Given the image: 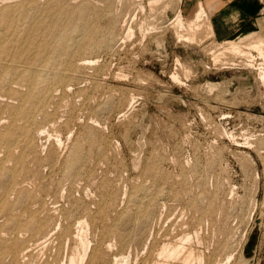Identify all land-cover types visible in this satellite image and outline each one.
<instances>
[{"label": "rangeland", "instance_id": "rangeland-1", "mask_svg": "<svg viewBox=\"0 0 264 264\" xmlns=\"http://www.w3.org/2000/svg\"><path fill=\"white\" fill-rule=\"evenodd\" d=\"M3 1L4 0L0 1V3L2 2L0 7L3 6L4 3L6 4L9 0L4 2ZM35 1L36 0L30 2L32 6L35 5L41 7L42 4L43 6L45 4L46 6L51 5L54 10L51 8L49 9L53 10L54 12L56 11V9L58 10V6H61L59 8L61 10L64 7H85L84 4H86V8H90V13L93 14V16H91V14H89L88 12L87 18L89 17V19L87 22H91L89 24L90 26H94L95 30L98 31V29H100L98 33H101L97 34L96 31V33L92 37V40L90 39L91 41H93V44L91 41V43L86 42L85 38L87 37H85L86 34H83L85 32L81 31L82 28H73V30L68 33V38H66V36L61 38L64 40H62L63 42L60 40L63 44H61L59 41V44L62 46H59L61 47V49L59 47H56V50H58V52L54 65L56 64L55 67L58 65V70H56L54 65H50L51 67L48 66L49 68H44L41 74L38 75L36 73L40 77L43 76V78H40L41 83L38 81L40 85L37 84L36 87H38L36 89L39 90L44 86L45 89L49 88L48 90L46 89V94L48 93L49 95V92H52L53 94H50L51 96L49 95L46 97V100L48 97L50 98H48V102L46 101L47 104H45V110L47 111L48 116L46 115L44 117L43 114L41 115L37 113L38 115L36 114L37 116H35V118L38 117V121H35H37V123L39 124L32 120V126H43L42 123H49L47 126L44 125V127L45 129L47 127L48 131L50 132H48L47 129L44 131L41 136L43 140L40 136L35 135L36 138L34 137V142L31 143L30 147L26 148V152L27 150L28 152L27 154L25 152L27 159L24 164V168L25 166L27 167L24 170L23 168H21L22 171H20L21 169H19L20 172L18 171L19 175L17 174V180H19V184L21 183L20 181L24 180L21 183L22 185L24 184V182L27 183L29 181H33L34 177L36 176L33 182L28 183V187L34 190L39 189V192L38 190H36V192H38V194H42L39 195L42 196L41 198L44 202V205L43 202L39 203H41V206H44L45 208L43 210L42 207L41 212L43 213V211H47H45L46 213L44 212L43 215L48 214L50 210V214H48L47 217H49L51 222H53L54 224L58 226L60 224L59 229H61V227L62 229L65 228V225H70L74 230L78 225H81L79 221L86 222L91 218L89 222L90 224L86 222L88 225H90V228L85 223L86 233L88 232L87 229H89L90 231L87 233L89 240L91 239L89 250H91L94 245L97 246L98 241L101 245L105 244V247H107L106 245L110 244V246H112H109L110 248L108 249V247L105 248L104 246L98 244L99 248L100 246L101 249L103 247L105 248V251L103 250L104 248L102 249L105 264H108L109 261V264H115V261L113 263V260H115L114 256L116 255L117 258H121V256L123 257L124 254V257H127L130 260H128L129 264H155V261L159 259L161 262H165V264H194V261L195 264H216L217 262H220V260L224 261L223 264H264V82L259 78L257 69L246 67L244 65L245 58L237 57L231 54H218L215 46H218L219 43H224L228 40H218L214 32H211L210 28H207L208 21H206V23L203 25V27L207 25L205 28L200 27V29L197 30L196 37L195 39H193L195 41L191 40V42L189 41L190 39H186L185 37H178V33L174 31L176 28L174 27V24H172V20L176 17L179 8L182 10L184 17H187L190 14L189 12H191V8L188 6L187 0H157L155 2L153 1L154 3L151 2V0L150 3L149 0H140V2L139 0H119L121 2H119L118 0H94V2H92V0H87L89 3L85 0V3L81 0V2L79 0H37V3L38 1L39 3L42 1V4L40 3V5H37ZM64 1L66 2V4H64ZM61 2L64 5H62ZM71 2L75 6H72ZM108 4L109 6H107ZM139 5L144 9L142 7H138ZM195 5L197 6V3ZM93 7L95 9H93ZM195 7L193 6L192 9ZM45 10L46 9L43 10L42 8L41 13ZM60 10L56 11L52 15L54 16L58 14ZM91 10L93 12H91ZM110 10L112 11L110 12ZM127 10L129 11V14ZM102 11H104V13ZM31 12L33 14V11H30L29 14L27 13L28 15H26L25 18L21 19L20 23H22V20L24 22L23 25H18L19 31H17V29L14 32L13 28V30L11 29V32L9 33L14 34L10 35L8 33L11 36L8 37L11 38L10 43L18 44L20 42L19 44H21L24 41V37L27 36V31L30 27V21L33 17ZM44 13L48 14V10H46ZM44 13L41 14L43 17L46 16ZM208 14L210 16V13ZM28 18H30L29 22ZM53 18L56 19L58 17L56 15V18ZM109 20H111L113 23ZM96 24H98L99 26ZM209 24H211V22ZM129 26L132 29L130 31V34L129 32H127ZM143 26L144 28H146V30L143 29ZM22 29L25 32L22 31ZM256 33L258 35L264 36V31L262 30ZM245 35L247 34H240L239 36L231 40H243V37H245ZM13 36L15 39L12 40ZM19 36L22 40L19 39ZM16 39L19 40L17 41ZM94 40L96 42L98 40L100 41L96 43ZM65 41H67V45H65ZM69 45H71V47ZM65 47L68 49H66ZM79 47H81V49ZM62 48L64 49L63 51H61ZM74 48H77V51L73 50ZM245 49L255 55L256 63L263 61V59L259 57L257 50H255L254 48ZM70 50L74 51V54L72 51V58L74 57L73 60H71L72 54L70 53ZM67 52L70 53V57L68 56ZM81 54L82 56H80ZM84 54L86 55V57ZM77 55L80 56V59L77 57ZM67 56L71 58V65L69 60H67ZM63 57H66V60L63 61ZM82 58H87L89 60L87 61V63H84L85 61H81ZM79 60L81 64L79 63ZM214 60L215 62H213ZM220 60H222L223 62ZM59 61L60 63L58 64ZM65 61L69 63L66 64ZM232 62H236V64H232ZM63 64L64 66H62ZM82 64H84V66H82ZM69 65L73 68V72L70 71L72 69ZM79 65H81V67H79ZM50 68L52 73H50V70H48ZM62 68H64V70L66 71L70 68V72H67L69 73V75L71 74V77L68 78V73L62 70ZM53 70L55 72V75H53ZM56 72L59 73L56 74ZM60 72L66 73H63V76H59L62 75V73ZM10 73L13 74L14 72L11 71ZM10 73H7V75H3L4 77L0 76L1 93L4 89V92L9 91V88H7L6 90L7 86H17V88L21 90H23L22 88L26 86L22 85V83L20 82L21 87H19L20 84H16V81L18 80V78H16L17 75L15 74L16 76L14 75V77ZM54 76H56V78L52 79L54 78ZM174 76L177 78H175ZM48 77H50L49 80L47 79ZM58 77L60 80L57 79ZM60 77H62L63 80ZM4 78H6L7 80ZM67 78L71 79L68 80ZM2 79H4V81ZM1 81H3L4 86L2 85ZM64 82H66V86L68 89H66L65 84H62ZM61 84L65 86L63 87L64 89L61 87ZM51 86H54V88H52ZM52 89H54L56 93ZM38 90L35 91L37 92ZM61 91L63 93H61ZM66 91L69 92V94ZM1 93L0 105L6 103V101H8L7 103L15 102L14 99L7 98L9 97V95L5 96L7 92H5V95H1ZM56 95H58V97ZM65 96H68L69 99L67 97V99H65ZM59 97L61 98L59 99ZM55 106H58L59 108H55ZM51 110H53L52 114L49 115V112H51ZM2 111L4 113H1L0 110L1 115L7 117L9 111ZM41 116H43V118H41ZM55 116L56 118L58 117L56 119L58 120L57 122L55 120ZM46 117L50 121L47 120L45 122L44 118ZM85 117L87 118L85 119ZM39 118L41 120L43 119L42 121L44 122L41 123V120ZM51 120L53 122V126L56 124L55 127L51 125ZM55 128L56 130L54 131ZM47 132L49 134H47ZM58 133H60L61 135L59 134L58 136ZM69 135L70 138L73 137L71 140L69 138ZM61 137L62 139H64L60 140ZM37 139H39L38 142ZM57 140H59L61 143H59ZM75 141H77L78 143H76ZM36 142L39 145H37ZM41 142L43 144H41ZM54 142L56 143L54 144ZM74 143L75 145L81 143V146L79 145V152L81 150L83 152L81 151L80 153H78V156H76L74 162L72 163L71 158H73V152H69L71 151V149L73 151L74 145L72 144ZM20 144L22 145L23 141H21ZM56 144L60 145L61 149ZM82 144L85 145L82 146ZM35 147L37 150H35ZM0 148V152L4 153V155L2 153L0 154V160H3V157H5V152L3 147ZM21 149L22 148L17 149L19 151L18 153L21 152ZM33 150L36 151V155H33ZM29 151L31 152L33 157L35 156L34 158L30 155ZM50 152L54 155L52 156ZM58 153H60V157L61 155L63 156L59 158ZM1 155L3 156L1 157ZM69 155L72 157L70 158ZM43 156H47L46 160H44L45 158H42ZM172 156H174V159H172ZM65 157L66 159H68L66 160ZM96 157L98 161L96 160ZM54 159L55 162L53 163ZM6 163H9V166L12 165V161L7 162L6 160ZM44 163L45 166L47 165L46 168L44 166ZM53 166L55 167V169H53ZM70 167H72V169ZM89 171L91 172L89 173ZM21 172L23 174H21ZM32 173H35L34 176L32 175ZM42 173L43 175H41ZM88 173L91 174V177H94L93 175L95 174L97 179L99 177V179L102 178L101 181L97 180L96 178L92 179L90 176L88 177ZM5 174L8 175L7 172ZM5 174L1 175L0 188L2 186L1 183H4L3 180H8V178L6 177H8L9 175L5 176ZM2 176H5V178H3ZM18 176L22 178L18 179ZM25 176L30 177L27 178ZM51 176L54 180L51 178ZM23 177L25 179L27 178V180L31 179L32 177V180L25 181ZM90 178L91 180H89ZM94 179L95 181L99 182H97L96 184V182H94ZM112 179L113 183L115 182V185H112V183L108 185L109 182H112ZM140 179L142 182L139 181ZM104 180H108L109 182L107 181L108 183H105ZM48 181H50V183H48ZM91 181L95 183V186H93V183ZM38 182L40 183L38 184ZM46 182L50 185L48 186ZM51 182L53 183L51 184ZM30 183L33 187L30 185ZM135 183L137 184L136 188ZM133 184H135V186ZM37 185H39L41 188ZM51 185L53 186V188L50 187ZM100 185L103 188L100 187ZM17 186L20 185L17 184ZM36 186L38 188H36ZM54 186L56 187V190H59L61 187L65 186L64 188L66 190L64 188L60 189L58 191L60 193H58L57 197V191L55 190ZM46 188L49 190L51 188V190L46 191ZM107 188L110 189L107 190ZM61 190H64L65 193ZM100 190L104 191L101 192ZM105 192L107 198L110 195V197L108 198L110 203L104 196ZM117 192H119V195ZM219 192L220 194H218ZM48 193L51 194L49 196L54 195L50 197L52 199L47 196ZM110 193H113L112 196ZM14 194L11 193L10 196H13ZM100 194H102L103 197ZM15 195L14 197H16ZM65 195L66 197L64 198ZM12 196L11 198H14ZM55 197L56 199H58V201L55 199L56 201L54 200V203H52ZM99 197H102V200ZM94 198L96 199L94 200ZM138 199H140V201H138ZM104 200L105 202L107 201V203H105L106 205L104 204ZM134 200L137 201V207L136 203H134ZM111 202L112 205H108L111 204ZM139 202H141L142 206L139 204L141 208L138 205ZM50 203L52 205L48 206V204ZM97 203L101 208L97 207ZM144 204H146V207H143ZM205 204H207L209 208ZM86 205L87 208H89L88 212H85L87 208L84 206ZM101 205L109 206L108 209L110 213L109 211H107V207H105V209L104 206L102 207ZM52 206L54 208H52ZM80 206L81 208L78 209ZM50 207L52 208V211ZM90 207L91 209L97 207L100 210V214L103 215L105 219H103L99 214L97 208V210H95L94 208V212L93 210L89 211ZM132 207L134 208L132 209ZM152 207L154 210H156L155 212L154 210L152 211ZM129 208L131 209L129 210ZM144 208H146L147 210ZM58 209H60L61 212H59L60 210ZM65 209H67V211ZM135 209H137V215L135 211H133ZM149 209L152 211V216L150 215L151 213H148L147 215V211L150 212ZM202 210L204 212H200ZM53 211L54 214L52 213L51 215V212ZM104 211L106 212L104 213ZM71 212L73 216H71ZM132 212L134 213V215ZM68 213H70L71 215ZM82 213L84 214V216ZM85 214L87 215L85 216ZM203 214H205V218H203ZM212 214L214 216H212ZM94 215L95 217H97L89 218V216ZM128 215L131 216L129 217ZM201 215L202 217H200ZM59 216H64V219ZM82 216L83 218H80ZM134 216H137L136 218L139 220H135L133 218ZM138 216H140V218ZM71 217L73 218L72 220H74L73 223ZM198 217H200L201 219ZM217 217L219 220H221L219 221ZM59 218L61 219V221ZM94 218L95 220H92ZM66 219L68 222L66 221ZM77 219L79 221H77ZM82 219H84L85 221ZM99 220H101V222ZM102 220L104 221L102 222ZM117 221H119L121 224ZM116 223L120 225H117ZM180 223L181 227L179 229ZM104 225L106 227L105 230L103 227ZM110 227L112 230L110 229ZM108 228L110 231L108 230ZM195 228L197 231L195 230ZM200 228V232L202 231L201 234L199 232ZM172 230H174L175 232H173ZM185 231H187V233ZM195 231L197 233H195ZM120 232H122L121 235ZM203 232L205 238L203 236ZM113 233L117 234L114 235ZM181 233H183V236L181 235ZM185 233L189 238H184L185 240L181 239L183 237H186ZM189 233L190 235H188ZM213 234L215 236L217 234L219 238L215 237ZM228 234L229 236H227ZM161 235L162 237H166L164 238L165 240L160 237ZM169 235L170 237L168 238ZM198 235L200 237L199 239L197 238ZM121 236L125 239L121 238ZM213 236L214 239H212ZM224 236L225 239H223ZM101 237L102 239L100 241L99 239ZM104 237H106L105 240ZM177 237L184 241L181 242V240H177ZM207 237L209 239H207ZM120 238L124 240L120 241ZM157 240H159V242ZM194 240L196 241V243ZM203 240H206V242L204 243ZM211 240L213 241L211 242L213 243V246H211V243L207 244ZM188 241L191 243V245ZM217 241L220 242L218 243ZM164 242H169L172 244L173 242H177L182 243L183 246L186 245V248L183 247V249H186L183 250L184 253L189 252L188 249H193V252L195 253V256L193 257L194 260L193 258H191L192 261L189 260L186 263L184 258H180L183 255L186 256V254L188 253H182V255L177 258L178 260L180 258L182 262L180 260L177 261L175 258L173 261L172 258H170L169 260H165L162 257H159V255L154 252L157 251L158 253L160 251L159 248H161L160 246L166 244ZM197 242L201 245L200 247H198L199 245L197 244ZM201 243H204V245H202ZM222 243L224 244V246H222ZM157 244H159V246ZM219 244L220 247H218ZM52 245H49V247L44 250L45 254L43 252L39 253V255L36 254L37 257L35 258L34 254L32 256L33 258L31 257L32 260H30V262L28 260L26 263L39 264L40 262H42L41 259L44 257L42 264H52V262L50 261H52L53 258L51 260V257L55 256L53 254L57 252L56 248ZM55 245L56 247H58V243H56ZM71 246L72 243L70 242L69 247ZM195 246L197 248H195ZM152 248H154L155 250H153ZM224 248L225 250H223ZM65 249L66 248L64 246L62 250ZM109 250L113 251L109 252ZM150 250H152V252ZM1 251L2 249L0 246V253ZM209 251L214 252H212L211 255L209 254ZM225 251L228 253H226ZM231 251L232 253H230ZM115 252L116 254L114 255L113 253ZM117 252L118 254H121L118 255ZM199 252L200 255L204 254L205 257L202 259L204 261L201 260L202 263L201 261L196 262ZM229 253L233 254V256L230 259L231 261L229 260L227 263L226 258ZM41 254L42 256H40ZM109 255H111L112 258ZM213 255L215 257L217 256L215 260H212L214 259ZM209 256L213 263L209 259ZM151 257H153L155 261ZM37 258L39 260H37ZM47 259H50L48 260V263ZM175 260L177 261V263H175ZM169 261H171L172 263H169Z\"/></svg>", "mask_w": 264, "mask_h": 264}, {"label": "bare ground", "instance_id": "bare-ground-1", "mask_svg": "<svg viewBox=\"0 0 264 264\" xmlns=\"http://www.w3.org/2000/svg\"><path fill=\"white\" fill-rule=\"evenodd\" d=\"M1 1V0H0ZM4 1H7V0H4ZM3 1V2H4ZM31 1H33V0H9V1H7V3L4 5L3 4V6H1L0 7V76L2 77L3 75H7V73H10L11 71H13L14 73L13 74H11V75H17V77L16 78H18V80L16 81L17 83V85H19L20 84V82L22 83V85H26V86H24L22 89L23 90H25V89H27V90H25V91H23V90H21V89H18L17 88V86H15V87H10V86H7L6 87V90H7V88H9V91H5V92H7V94L5 95V92H4V90H2L3 92L1 93V95H5V96H7V95H9V97H7V98H12V99H14L15 100V102H12V103H7L8 101H6V103H4V104H2V105H0V110H1V113L3 112L2 110H8L9 111V114L7 115V117H4L3 115H1V113H0V147H3L4 148V152H5V157H3V160H0V178H1V175L3 174H5L6 172L8 173V175H6L5 174V176H8V177H6V178H8V180L6 181V180H3L4 181V183H1L2 184V186H1V188H0V246H1V249H2V251H1V253H0V264H25L28 260H29V262H30V260H32V256L35 254V256H34V258L35 257H37V255L36 254H38L39 255V253H44L45 254V249L47 248V247H49V245H52L53 247H55L56 248V250H57V252L56 253H51V254H53V255H55V256H53V257H51V260H52V258H53V260L52 261H50V262H52V264H105L104 263V254H103V251H102V249L105 247L104 245H101L100 243H99V241H98V243H97V246L96 245H94V243H93V248L91 249V250H89L90 249V242H91V239L89 240V237L87 236V233L88 232H90L89 231V229H87V233H86V228H85V223L86 222H90V217H95V215L94 216H89V220L88 221H86V222H83V221H79L78 219H77V221H79V223L81 224V225H78L77 226V230L75 229H73L70 225L69 226H67V225H65V228H63L62 229V227H61V229H59V226H60V224H59V226L58 225H56V224H54L53 222H51V220L49 219V217H47V215L48 214H50L49 212H50V210H49V212H48V214H46V215H43V213L46 211H43V213L41 212V209H42V207H43V210H44V206H41L42 204L41 203H39V202H43L42 201V194L41 193H39V194H41V195H39L38 194V192H39V189H36V190H38V192H36V190H34V189H31V188H29L28 186H29V182H33L34 180H35V177H34V179H33V181H29V180H32V177L34 176V174L35 173H32V177H31V179H28L27 180V178L28 177H30V176H25V177H27L26 179H25V181L27 180V181H29V182H24V184H22L21 185V183L24 181H20L21 183L19 184V180H17V174H18V171H19V169H21V168H23V170L27 167V166H25V168H24V164H25V162H26V154H27V152H28V150H27V152H26V148H28V147H30L31 146V143L32 142H34V137H35V135H37V136H42V134L44 133V131L47 129V127H46V129H45V127H44V125H48L47 123H42V122H44V121H42L40 118V120H41V123H42V125L43 126H39V125H35V126H32L33 125V121L32 120H37L38 119V117H36L35 118V116H37L38 114H43L44 115V117L48 114L47 113V111L45 110V104H47V102H48V98H47V100H46V97L47 96H49L50 94H53L52 92L50 93L49 92V95H48V93L46 94V89L48 90L49 88H44V86H43V88H41V89H36L37 87H36V85L38 84V85H40L39 84V82L41 83V81H40V78H43V76H38L39 74H41V72L43 71V69L44 68H46V67H48V66H53L54 65V62H55V59H56V56H57V52H58V50H56L59 46H61L60 44H59V41L61 40H63V39H61V38H63V37H65L66 36V38H68V33L71 31V30H73V28H75V27H78V29L80 28H82L81 29V31H84L85 33H83V34H86L85 35V37H87V38H85V40H86V42H90L91 40H92V37L94 36V34L96 33V31L97 30H95V27L94 26H90V24L89 23H91V22H87L88 21V19H89V17L87 18V14H88V12H89V14H91V16H93V14L92 13H90V8H86V4H84L85 5V7H82L81 5H83V4H81L80 2L81 1H83L84 3H85V1H87V0H79L80 2V6L81 7H77V8H71V7H64V8H62L61 10L59 9L60 7L58 6L57 8H58V10H60L59 11V16H58V14H56L57 15V17L58 18H56V15H52V14H54L56 11H58L57 9H56V11L54 12L53 10V7L50 5V6H46V4L43 6V4H42V1L40 2L42 5H41V7H39V6H32L31 5ZM37 1V0H36ZM35 1V3H37ZM48 1V0H47ZM67 1H69V0H67ZM72 1V0H71ZM96 1H99V0H96ZM107 1V0H106ZM119 1V0H118ZM128 1V0H127ZM142 1V0H141ZM155 2V1H157V0H151V2ZM12 2V3H11ZM44 2V1H43ZM60 2V1H59ZM65 2V1H64ZM63 2V3H64ZM76 2V1H75ZM88 2V1H87ZM91 2V1H90ZM92 2H94V0H92ZM119 2H121V1H119ZM139 2H140V0H139ZM153 2V3H154ZM2 3V2H1ZM1 3H0V5H1ZM38 3H39V1H38ZM37 3V5H40V3L38 4ZM77 3V2H76ZM89 3V2H88ZM149 3H150V0H149ZM61 4H62V2H61ZM64 4H66V2L64 3ZM64 4H62V5H64ZM71 4H72V2H71ZM95 4V3H94ZM94 4H93V6H94ZM112 4V3H111ZM141 4V3H140ZM142 4H143V2H142ZM152 4V3H151ZM69 5H70V3H69ZM83 5V6H84ZM91 5V4H90ZM113 5H115V4H113ZM56 6V5H55ZM72 6H75V5H73L72 4ZM76 6H78V5H76ZM107 6H109V4L107 5ZM112 6V5H111ZM133 6V5H132ZM150 6V5H149ZM196 6V5H195ZM194 6V7H195ZM138 7H142V6H138ZM42 8H43V10L44 9H46V10H48V14H45L44 12L46 11H44V12H42V13H44L46 16H42L41 14V10H42ZM49 8H51V9H53V10H51V9H49ZM104 8V7H103ZM116 8V7H115ZM119 8V7H118ZM143 8V7H142ZM92 9V8H91ZM93 9H95L94 7H93ZM107 9V8H106ZM120 9V8H119ZM144 9V8H143ZM136 10H137V7H136ZM30 11H33V14H32V12H31V14L33 15V17H32V20L30 21V27L28 28V31H27V36H25L24 37V41L21 43V44H13V43H10V41H11V38H8V37H11L10 35L12 34V33H9V32H11V29L13 30V28H14V32L18 29V25L20 24V25H23V20H22V23H20V21H21V19H23V18H25L26 17V15H28L29 13H30ZM96 11V10H95ZM106 11V10H105ZM112 10H110V12H111ZM128 11V10H127ZM135 11V10H134ZM158 11V10H157ZM91 12H93L92 10H91ZM101 12V11H100ZM103 13H104V11H102ZM116 12V11H115ZM28 13V14H27ZM76 13H78V14H76ZM121 13V12H120ZM136 13V12H135ZM190 14L187 16V17H184V15H183V13H182V10L179 8V10L177 11V15H176V17L172 20V24H174V27L176 28L174 31H176L177 33H178V37H185L186 39H190L189 41H191V40H193V39H195V37H196V33H197V30H199L200 29V27H202V28H205L207 25L209 26H207V28H210V30H211V32L213 31L211 28H213L212 27V25L211 24H209L210 22V20H209V12H208V10L206 9V7L204 6V4H203V2L201 1V0H199L198 1V3H197V6L195 7V8H191V12H189ZM43 14V15H44ZM102 14V13H101ZM128 14H129V11H128ZM137 14V13H136ZM136 14H135V16H136ZM50 15H52L53 17H55L56 19H54L52 16H50ZM97 15V14H96ZM88 16H90V15H88ZM98 16V15H97ZM28 17V16H27ZM111 17V16H110ZM126 17V16H125ZM124 17V18H125ZM31 18V17H30ZM30 18H28V22H29V19ZM116 18H117V16H116ZM264 18V17H263ZM93 19V18H92ZM91 19V20H92ZM26 20V19H25ZM95 20V19H94ZM93 20V21H94ZM111 20H112V18H111ZM111 20H109V21H111ZM115 20V19H114ZM124 20V19H123ZM206 21H208L207 23V25L206 26H204L203 27V25L206 23ZM261 21V20H260ZM262 21H263V19H262ZM112 22V21H111ZM110 22V23H111ZM25 23V24H26ZM113 23V22H112ZM148 23H149V21H148ZM92 24H93V22H92ZM28 25H26V26H28ZM96 25H98V24H96ZM104 25V24H103ZM111 25V24H110ZM99 26V25H98ZM127 26V25H126ZM150 26V25H149ZM154 26V25H153ZM157 26V25H156ZM22 27V26H21ZM24 27H25V25H24ZM23 28V27H22ZM140 28V27H139ZM153 28V27H152ZM160 28V27H159ZM24 29V28H23ZM22 29V31H24ZM27 29V28H26ZM127 29V28H126ZM143 29H145L146 30V28H144V26H143ZM184 29H186V30H184ZM75 30V29H74ZM100 29H98V31H99ZM132 29H131V27L129 26V28H128V31L127 32H129V34H130V31H131ZM155 30V29H154ZM17 31H19V29L17 30ZM79 31V30H78ZM98 31H97V34H99L98 33ZM114 31V30H113ZM149 31V30H148ZM184 31V32H183ZM186 31V32H185ZM25 32V31H24ZM23 32V33H24ZM80 32V31H79ZM260 32V31H259ZM10 35H9V34ZM22 33V34H23ZM72 33V32H71ZM70 33V34H71ZM81 33V32H80ZM104 33V32H103ZM176 33V34H177ZM14 34V33H13ZM12 34V35H13ZM20 34H21V32H20ZM26 34V33H25ZM74 34V33H73ZM101 34V33H100ZM127 34V33H126ZM260 34V33H259ZM262 34V33H261ZM16 35V34H15ZM18 35V34H17ZM128 35V34H127ZM71 36V35H70ZM69 36V37H70ZM113 36V35H112ZM132 36V35H131ZM140 36H141V33H140ZM177 36V35H176ZM20 37V36H19ZM18 37V38H19ZM23 37V36H22ZM128 37V36H127ZM124 38V37H123ZM13 39H15L14 38V36H13V38H12V40ZM19 39H21V37L19 38ZM19 39H16L17 41L19 40ZM83 39V38H82ZM87 39H88V41H87ZM91 39V40H90ZM104 39V38H103ZM117 39V38H116ZM121 39V38H120ZM181 39V38H180ZM180 39H177V40H180ZM241 39V38H240ZM16 40H15V42H16ZM22 40V39H21ZM66 40V39H65ZM85 40H83V41H85ZM129 40V39H128ZM61 41H60V43H61ZM64 41V40H63ZM62 41V42H63ZM68 41V40H67ZM67 41H65L66 42V44L65 45H67ZM95 41V40H94ZM98 41H100V40H98ZM97 41V42H98ZM104 41V40H103ZM114 41V40H113ZM193 41H195V40H193ZM196 41H197V39H196ZM92 43H93V41H91ZM90 42V43H91ZM96 42V41H95ZM96 42V43H97ZM111 42H112V40H111ZM192 42V41H191ZM82 43V42H81ZM217 43H219V42H217ZM61 44H63V43H61ZM78 44V43H77ZM83 44V43H82ZM89 44V43H88ZM94 44V43H93ZM117 44V43H116ZM216 45V44H215ZM70 47H71V45H69ZM75 46V45H74ZM83 46V45H82ZM57 47V48H56ZM62 47V46H61ZM61 47H59L60 49H61ZM68 47V46H67ZM87 47V46H86ZM216 48V51H217V53L218 54H231V55H234V56H237V57H242V58H245V61H244V65L246 66V67H250V68H255V69H257V73H258V76H259V78L261 79V81H263L264 82V36L263 35H258L256 32H253V33H249V34H247V35H245V37H243V40H239V41H237V40H228V41H226V42H224V43H219V45L218 46H215ZM66 48V47H65ZM78 48V47H77ZM77 48H74L73 50H76L77 51ZM80 49H81V47H79ZM85 48V47H84ZM212 48V47H211ZM210 48V49H211ZM245 48H254L255 50H257V52H258V55H259V57L260 58H262L263 59V61H261V62H259V63H256L255 61V55H253L250 51H247ZM66 49H68V48H66ZM80 49H79V51H80ZM86 49V48H85ZM214 49V50H215ZM64 49L62 48V50L61 51H63ZM72 50V51H73ZM61 51H60V53H61ZM68 51V50H67ZM72 51L70 50V53L72 54ZM78 51V52H79ZM66 52V51H65ZM63 53V52H62ZM68 53V52H67ZM70 53H68V56H69V54ZM90 53V52H89ZM64 54V53H63ZM73 54H74V51H73ZM73 54L71 55V58H72V56H73ZM76 54H77V52H76ZM75 54V55H76ZM58 55H59V53H58ZM85 55V54H84ZM223 55V56H224ZM257 55V56H258ZM66 56V55H65ZM67 56V60H69V62H70V65L72 64L71 62L72 61H70V59L71 58H69ZM80 56H82V54L80 55ZM79 55H77V57L79 58L80 57ZM218 56V55H217ZM84 57V56H83ZM85 57H86V55H85ZM88 57H89V55H88ZM87 57V58H88ZM91 57V56H90ZM74 58V57H73ZM73 58L71 59V60H73ZM87 58H82L81 59V61L83 62V61H85L84 63H87V61L89 60V59H87ZM95 58V57H94ZM217 58V57H216ZM215 58V59H216ZM63 59V61L64 60H66V57L64 58H62ZM80 59V58H79ZM91 59V58H90ZM97 59H98V57H97ZM218 59V58H217ZM219 59H220V57H219ZM58 60V59H57ZM94 60V59H93ZM227 60V59H226ZM225 60V61H226ZM14 61V62H13ZM220 61H222V60H220ZM242 61V60H241ZM62 62V61H61ZM68 62V63H69ZM90 62V61H89ZM213 62H215V60L213 61ZM223 62V61H222ZM60 63V61L58 62V64ZM65 63L66 64H68L66 61H65ZM64 63V64H65ZM74 63H75V60H74ZM77 63H78V61H77ZM76 63V64H77ZM79 63H80V60H79ZM64 64L62 65V66H64ZM81 64V63H80ZM88 64H90V63H88ZM95 64V63H94ZM232 64H236V62H232ZM56 65V64H55ZM55 65H54V67H55ZM61 65V64H60ZM69 65V66H70ZM74 65V64H73ZM50 66V67H51ZM76 66H78V65H76ZM82 66H84V64H82ZM184 66V65H183ZM57 67H58V65L55 67L56 68V70H58L57 69ZM68 67V66H67ZM74 67V66H73ZM79 67H81V65H79ZM232 67V66H231ZM49 68V67H48ZM55 68H54V70H55ZM64 68H66V67H64ZM64 68H62V70H64ZM70 68L72 69V70H70ZM70 68L67 70L68 72H70V71H72L73 72V68L70 66ZM84 68V67H83ZM60 69H61V67H60ZM46 70V69H45ZM48 70H50V73H52L51 72V68L50 69H48ZM54 70H53V72H54ZM61 70V71H62ZM70 70V71H69ZM64 71H66V70H64ZM66 71V72H67ZM47 72V71H46ZM65 72V73H66ZM67 72V73H68ZM75 72V71H74ZM38 75H37V74ZM57 73H59V72H56V74ZM60 73H62V72H60ZM64 73V72H63ZM62 73V75H59V76H63L64 74ZM9 74V75H10ZM45 74H47V73H45ZM45 74H44V79H45ZM74 74V73H73ZM15 75V76H16ZM53 75H55V72H54V74ZM53 75H52V77H53ZM67 75V74H66ZM14 76V77H15ZM49 76V75H48ZM84 76V75H83ZM176 76V75H175ZM174 76V77H175ZM4 77V76H3ZM38 77H39V79H38ZM47 77V76H46ZM68 78L69 77H71V74L69 75V73H68V76H67ZM86 77V76H85ZM49 78L50 77H48L47 79L49 80ZM56 78V76H54V78H52V79H55ZM62 80H63V78L62 77H60ZM67 78V79H68ZM73 78V77H72ZM175 78H177V77H175ZM4 79H6V78H4ZM4 79H2L3 81H4ZM12 79H13V77H12ZM46 79V80H47ZM58 80H60L59 79V77L57 78ZM71 79V78H70ZM70 79H68V80H70ZM1 80V79H0ZM7 80V79H6ZM16 80V79H15ZM41 80H43V79H41ZM57 80V81H58ZM61 80V81H62ZM68 80H64V81H68ZM87 80V79H86ZM94 80V79H93ZM179 80H180V78H179ZM3 81H1L2 82V85H3ZM39 81V82H38ZM97 81V80H96ZM13 82H14V80H13ZM46 82V81H45ZM53 82V81H52ZM63 82V81H62ZM182 82V81H181ZM19 83V84H18ZM44 83V82H43ZM50 83V82H49ZM55 83V82H54ZM56 84V83H55ZM55 84H54V86H55ZM62 84H65V86H66V82H64V83H62ZM61 84V85H62ZM263 84V83H262ZM1 85V84H0ZM6 85V84H5ZM10 85V84H9ZM60 85V84H59ZM78 85V84H77ZM4 86V85H3ZM2 86V87H3ZM50 86V85H49ZM54 86L52 87V88H54ZM65 86H61L62 88L63 87H65ZM68 86H69V84H68ZM19 87H21V84L19 85ZM27 87V88H26ZM40 87V86H39ZM42 87V86H41ZM46 87V86H45ZM73 87V86H72ZM5 88V87H4ZM25 88V89H24ZM59 88V87H58ZM3 89V88H2ZM60 89V88H59ZM64 89V88H63ZM66 89H68L67 88V86H66ZM65 89V90H66ZM70 89V88H69ZM35 90H38L37 92L35 91ZM53 91H54V89H52ZM58 90V89H57ZM56 90V91H57ZM62 90V89H61ZM59 91V90H58ZM63 91V90H62ZM61 91V93H63ZM55 92V91H54ZM67 92V91H66ZM72 92V91H71ZM56 93V92H55ZM60 93V94H61ZM68 94H69V92H67ZM51 96V95H50ZM54 96V95H53ZM57 97H58V95H56ZM82 96V95H81ZM3 97V96H2ZM1 97V98H2ZM68 98V96H65L64 98L65 99H67ZM6 98V99H7ZM55 98V97H54ZM61 97H59V99H60ZM117 98V97H116ZM50 99V98H49ZM65 99H64V101H65ZM69 99V98H68ZM134 99V98H133ZM56 100V99H55ZM114 100V99H113ZM0 101H1V99H0ZM47 101V102H46ZM62 101V100H61ZM68 101V100H67ZM66 101V102H67ZM132 102V101H131ZM58 103V102H57ZM61 103V102H60ZM59 103V104H60ZM77 103V102H76ZM75 103V104H76ZM51 104V103H50ZM56 104V103H55ZM58 104V105H59ZM66 104V103H65ZM117 104V103H116ZM132 104V103H131ZM64 105V104H63ZM67 105V104H66ZM51 106V105H50ZM56 107H58V106H55V108ZM68 107H69V104H68ZM118 107V106H117ZM59 108V107H58ZM57 108V109H58ZM61 108H63V107H61ZM60 108V109H61ZM49 109H51V108H49ZM69 109V108H68ZM88 109V108H87ZM56 110V109H55ZM52 111L53 110H51V112H49V115L50 114H52ZM87 111V110H86ZM98 111V110H97ZM6 112V111H5ZM123 112V111H122ZM4 113V112H3ZM38 113V114H37ZM69 113V112H68ZM37 114V115H36ZM65 114V113H64ZM122 114V113H121ZM124 114V113H123ZM226 114V113H225ZM5 115V114H4ZM53 115H54V113H53ZM56 115V114H55ZM85 115V114H84ZM83 115V116H84ZM119 115V114H118ZM48 116V115H47ZM88 116V115H87ZM50 117V116H49ZM63 117V116H62ZM62 117H61V119H62ZM35 118V119H34ZM41 118H43V116H41ZM52 118H53V116H52ZM58 118V117H57ZM56 118V116H55V120L57 119ZM79 118V117H78ZM87 117H85V119H86ZM96 118V117H95ZM39 120V121H40ZM44 120H45V122L47 121V120H49L47 117L46 118H44ZM74 120V119H73ZM38 121V120H37ZM37 121H35L36 123H37ZM50 121V120H49ZM48 121V122H49ZM58 120H56V122H57ZM72 121V120H71ZM79 121H80V119H79ZM55 122V123H56ZM35 123V124H36ZM51 125L53 124V122H52V120H51ZM54 123V124H55ZM74 123V122H73ZM91 123H92V121H91ZM37 124H39V123H37ZM70 124V123H69ZM101 124V123H100ZM104 124V123H103ZM50 125V126H51ZM56 125V124H55ZM55 125L53 126V127H55ZM39 126V127H38ZM76 126V125H75ZM79 128V127H78ZM93 129H95V128H93ZM56 130V128L54 129V131ZM72 130V129H71ZM89 130V129H88ZM47 131H48V129H47ZM61 131V130H60ZM224 131H226V130H224ZM48 132H50V131H48ZM47 132V134H49ZM93 132V131H92ZM92 132H91V134H92ZM230 132V131H229ZM72 133V132H71ZM74 133V132H73ZM232 133V132H231ZM59 134L60 133H58V136H59ZM222 134V133H221ZM226 134V133H225ZM233 134V133H232ZM234 134H235V132H234ZM61 135V134H60ZM67 135V134H66ZM55 136V135H54ZM72 136V135H71ZM39 137V138H40ZM79 137V136H78ZM186 137H188V136H186ZM36 138V137H35ZM57 138V137H56ZM55 138V139H56ZM60 138V137H59ZM69 138H70V135H69ZM73 138V137H72ZM72 138H70V140L72 139ZM89 138V137H88ZM106 138V137H105ZM41 139H42V137H41ZM54 139V140H55ZM58 139V138H57ZM64 139V138H63ZM62 139V137H61V139L60 140H63ZM107 139V138H106ZM187 139V138H186ZM185 139V140H186ZM43 140V139H42ZM42 140H40V141H42ZM110 140V139H109ZM108 140V141H109ZM233 140V139H232ZM21 141H23V144L21 145L20 144V142ZM39 141V139H37V142ZM59 143H61L59 140H57ZM37 142H36V144H37ZM76 143H78L77 141H75ZM251 142V141H250ZM56 142H54V144H55ZM86 143V142H85ZM88 143V142H87ZM41 144H43L42 142H41ZM81 144V143H80ZM80 144H76L75 145V143L74 144H72V145H74L73 147H74V149H73V151H72V149H71V151L69 152V153H71V152H73V158H71L72 156H70V158H71V162L73 163L74 162V159L76 158V156H78V153H80L79 152V149H80ZM141 144V143H140ZM182 144V143H181ZM37 145H39V144H37ZM56 145H58V144H56ZM55 145V146H56ZM80 145V146H79ZM85 145V144H84ZM83 144H82V146H84ZM183 145V144H182ZM33 146H35V145H33ZM54 146V147H55ZM59 146V148H60V145H58ZM61 146H62V144H61ZM184 146V145H183ZM40 147V146H39ZM41 147H43V146H41ZM96 147V146H95ZM180 147V146H179ZM18 148H22L21 149V152L20 153H18L19 151L17 150ZM38 148V147H37ZM58 148V149H59ZM82 148V147H81ZM44 149H45V147H44ZM61 149V148H60ZM67 149V148H66ZM85 149V148H84ZM83 149V150H84ZM94 149V148H93ZM99 149V148H98ZM103 149V148H102ZM30 150V149H29ZM35 150H37L36 149V147H35ZM42 150V149H41ZM56 150V149H55ZM64 150V149H63ZM182 150V149H181ZM0 151H1V148H0ZM31 151V150H30ZM29 151V153H30V155L32 156V154H31V152ZM34 151V150H33ZM61 151V150H60ZM66 151V150H65ZM189 151V150H188ZM208 151V150H207ZM215 151V150H214ZM25 152H26V154H25ZM35 152V153H34ZM34 152H32L33 153V155L35 154H37L36 153V151H34ZM44 152V151H43ZM54 152V151H53ZM83 152V151H82ZM2 152H0V154H1ZM28 153V154H29ZM47 153H49V152H47ZM51 153V152H50ZM67 153V152H66ZM165 153V152H164ZM215 153V152H214ZM213 153V154H214ZM3 155H4V153H2ZM52 154V153H51ZM60 153H58V155H59ZM61 154H63V153H61ZM3 155H1V157L3 156ZM54 154H52V156H53ZM72 155V154H71ZM87 155V154H86ZM164 155V154H163ZM168 155V154H167ZM31 156H30V158H31ZM63 155H61V157H62ZM98 156V155H97ZM103 156V155H102ZM175 156V155H174ZM174 156H172L173 158L172 159H174ZM191 156V155H190ZM33 157V156H32ZM35 157V156H34ZM33 157V158H34ZM46 157L47 156H43L42 158H45L44 160H46ZM57 157V156H56ZM60 157V155H59V158H61ZM83 157V156H82ZM37 158V157H36ZM53 158V157H52ZM55 158V157H54ZM93 158V157H92ZM29 159V158H28ZM56 159V158H55ZM55 159L53 160V163L55 162ZM63 159V158H62ZM65 159H66V157H65ZM68 159V158H67ZM66 159V160H67ZM79 159V158H78ZM78 159H77V161H78ZM167 159V158H166ZM194 159V158H193ZM192 159V160H193ZM220 159V158H219ZM6 160H7V162L8 161H12V165H8L7 163H6ZM32 160V159H31ZM30 160V161H31ZM96 160H97V157H96ZM103 160V159H102ZM188 160V159H187ZM221 160V159H220ZM57 161V160H56ZM70 161V160H69ZM98 161V160H97ZM108 161V160H107ZM106 161V162H107ZM207 161V160H206ZM222 161V160H221ZM28 162V161H27ZM35 162V161H34ZM85 162V161H84ZM147 162V161H146ZM161 162V161H160ZM174 162V161H173ZM178 162H179V160H178ZM189 162V161H188ZM57 163V162H56ZM80 163H81V161H80ZM79 163V164H80ZM86 163V162H85ZM141 163V162H140ZM190 163V162H189ZM8 166H7V165ZM31 164V163H30ZM42 164V163H41ZM66 164H67V162H66ZM65 164V165H66ZM70 164V163H69ZM68 164V165H69ZM84 164V163H83ZM83 164H82V166H83ZM169 164V163H168ZM35 165V164H34ZM49 165V164H48ZM60 165V164H59ZM71 165V164H70ZM78 165V164H77ZM166 165V164H165ZM29 166V165H28ZM43 166V165H42ZM44 166H45V163H44ZM47 166V165H46ZM46 166H45V168H46ZM55 166H56V164H55ZM81 166V167H82ZM207 166H208V164H207ZM33 167V166H32ZM35 167V166H34ZM52 167V166H51ZM51 167H49V168H51ZM66 167V166H65ZM80 167V166H79ZM119 167V166H118ZM195 167V166H194ZM63 168V167H62ZM71 169H72V167H70ZM145 168V167H144ZM33 169V168H32ZM53 169H55V167L53 166ZM67 169V168H66ZM65 169V170H66ZM75 169V168H74ZM94 169V168H93ZM119 169V168H118ZM142 169V168H141ZM41 170V169H40ZM56 170H57V168H56ZM78 170V169H77ZM139 170V169H138ZM207 170V169H206ZM20 171H22V169L20 170ZM19 171V172H20ZM38 171V170H37ZM42 171V170H41ZM67 171V170H66ZM169 171V170H168ZM221 171V170H220ZM30 172H31V170H30ZM33 172V171H32ZM77 172H79V171H77ZM91 171H89V173H90ZM112 172V171H111ZM213 172V171H212ZM27 173V172H26ZM44 173V172H43ZM43 173L41 174V175H43ZM87 174L88 175V177L91 175V174ZM148 173V172H147ZM21 174H23L22 172H21ZM45 174V173H44ZM92 174H94V173H92ZM114 174V173H113ZM143 174V173H142ZM19 175V174H18ZM26 175V174H25ZM36 175H38V174H36ZM46 175H47V173H46ZM45 175V176H46ZM50 175V174H49ZM155 175V174H154ZM200 175V174H199ZM5 176L3 177V178H5ZM22 176H24V175H22ZM60 176V175H59ZM94 177H91L92 179L93 178H96V176H95V174L93 175ZM100 176V175H99ZM118 176V175H117ZM139 176V175H138ZM151 176V175H150ZM39 177V176H38ZM20 178H22V177H19L18 176V179H20ZM51 178H52V176H51ZM57 178H58V176H57ZM91 178L89 179V180H91ZM100 178V177H99ZM97 179V180H100L101 181V179ZM126 178V177H125ZM131 178V177H130ZM38 179V178H37ZM53 179V178H52ZM104 179V178H103ZM107 179V178H106ZM109 179V178H108ZM201 179V178H200ZM2 180V179H1ZM39 180V179H38ZM37 180V181H38ZM49 180V179H48ZM54 180V179H53ZM88 180V179H87ZM111 180V179H110ZM129 180V179H128ZM135 180V179H134ZM190 180V179H189ZM18 181V182H17ZM42 181V180H41ZM51 181V180H50ZM50 181H48V183H50ZM105 181V180H104ZM103 181V182H104ZM108 181V180H107ZM107 181H105V183L107 182ZM115 181V180H114ZM132 181H133V179H132ZM139 181H141V179L139 180ZM147 181V180H146ZM2 182V181H1ZM55 182V181H54ZM62 182V181H61ZM74 182V181H73ZM72 182V183H73ZM78 182V181H77ZM92 182V181H91ZM94 182H96V184H97V182H99V181H95V179H94ZM94 182H92L93 183V186H95V183ZM109 182V181H108ZM107 182V183H108ZM142 182V181H141ZM154 182V181H153ZM203 182V181H202ZM40 182H38V184H39ZM47 183V182H46ZM47 183V184H48ZM53 182H51V184H52ZM56 183V182H55ZM58 183V182H57ZM89 183V182H88ZM112 183V185H115V182L113 183V179H112V182H109V184L108 185H110ZM158 183V182H157ZM193 183V182H192ZM17 184L18 185H20V186H17ZM26 184H28V185H26ZM36 184V183H35ZM74 184V183H73ZM72 184V185H73ZM90 184V183H89ZM101 184V183H100ZM104 184V183H103ZM136 184V183H135ZM135 184H133L134 186H135ZM139 184V183H138ZM146 184H147V182H146ZM160 184V183H159ZM200 184V183H199ZM206 184V183H205ZM16 185V186H15ZM30 185H31V183H30ZM50 184H48V186H49ZM54 185V184H53ZM61 185H62V183H61ZM128 185V184H127ZM204 185V184H203ZM208 185V184H207ZM32 186V185H31ZM30 186V187H31ZM35 186V185H34ZM37 186H39V185H37ZM36 186V188H38ZM46 186V185H45ZM47 186V187H48ZM105 186V185H104ZM133 186V187H134ZM170 186V185H169ZM33 187V186H32ZM40 187V186H39ZM50 187H52L53 188V186L51 185ZM55 187V186H54ZM56 187H57V185H56ZM56 187H55V190H56ZM65 187V186H64ZM64 187H61L60 189H62V188H64ZM81 187V186H80ZM100 187H102L101 185H100ZM118 187H119V185H118ZM126 187V186H125ZM132 187V188H133ZM137 187V184H136V186H135V188ZM148 187V186H147ZM41 188V187H40ZM66 188H68V187H66ZM87 188V187H86ZM103 188V187H102ZM106 188V187H105ZM145 188V187H144ZM153 188V187H152ZM166 188V187H165ZM193 188V187H192ZM59 189V188H58ZM59 189V190H60ZM65 189V188H64ZM78 189H79V187H78ZM99 189V188H98ZM108 189H110V188H107V190ZM134 189V188H133ZM200 189V188H199ZM203 189H204V187H203ZM47 190H49V189H47L46 188V191ZM50 190H51V188H50ZM49 190V191H50ZM54 190V191H55ZM59 190H56L57 191V197H58V193H60V192H58ZM66 190V189H65ZM83 190V189H82ZM106 190V191H107ZM112 190V189H111ZM110 190V191H111ZM118 190V189H117ZM159 190V189H158ZM41 191V190H40ZM61 191H63L64 192V190H61ZM99 191V190H98ZM101 191V190H100ZM102 191H104V190H102ZM101 191V192H102ZM202 191V190H201ZM62 192V193H63ZM100 192V193H101ZM116 192V191H115ZM120 192V191H119ZM119 192H117L118 193V195H119ZM151 192V191H150ZM158 192V191H157ZM11 193H15L14 195L16 196V197H14V195L12 196V197H14V198H11V196H10V194ZM46 193V192H45ZM55 193V192H54ZM53 193V194H54ZM62 193H61V197H62ZM65 193V192H64ZM91 193V192H90ZM108 193V192H107ZM113 193H114V189H113ZM112 193V194H113ZM188 193V192H187ZM209 193V192H208ZM212 193V192H211ZM47 194V193H46ZM76 194H77V192H76ZM78 194H80V193H78ZM85 194V193H84ZM94 194V193H93ZM104 194V193H103ZM111 194V193H110ZM112 194H111V196H112ZM186 194V193H185ZM218 194H220V192L218 193ZM49 195H51V194H49L48 193V197L50 198V197H52V196H54V195H52V196H49ZM64 195V194H63ZM100 195H102V194H100ZM109 195V194H108ZM130 195V194H129ZM164 195H166V194H164ZM213 195V194H212ZM47 196H46V200H47ZM87 196V195H86ZM104 196L106 197V192H105V194H104ZM144 196V195H143ZM156 196V195H155ZM196 196V195H195ZM43 197H45V196H43ZM59 197H60V195H59ZM66 197V195L64 196V198ZM102 197H103V195H102ZM102 197H99L101 200H102ZM104 197V198H105ZM109 197H110V195H109ZM108 197V198H109ZM134 197V196H133ZM163 197V196H162ZM107 198V197H106ZM108 198L106 199L108 202H109V200H108ZM112 198V197H111ZM128 198V197H127ZM137 198V197H136ZM167 198V197H166ZM231 198V197H230ZM44 199V198H43ZM50 199H52V198H50ZM56 199V197L53 199V202L52 203H54V200ZM63 199V198H62ZM96 198H94V200H95ZM113 199V198H112ZM124 199V198H123ZM134 199V198H133ZM152 199V198H151ZM168 199V198H167ZM172 199V198H171ZM57 201H58V199H56ZM55 200V201H56ZM64 200V199H63ZM98 200V199H97ZM100 200V201H101ZM117 200V199H116ZM115 200V201H116ZM132 200V199H131ZM154 200V199H153ZM107 201L105 202V200H104V204L105 203H107ZM110 201H111V199H110ZM113 201V200H112ZM133 201V200H132ZM138 201H140V199H138ZM142 201V200H141ZM152 201V200H151ZM181 201V200H180ZM233 201V200H232ZM46 202V201H45ZM48 202V201H47ZM49 202H50V200H49ZM96 202V201H95ZM103 202V201H102ZM137 201L136 200H134V203H136ZM193 202V201H192ZM191 202V203H192ZM57 203H59V202H57ZM74 203V202H73ZM85 203V202H84ZM83 203V204H84ZM93 203V202H92ZM101 203V202H100ZM99 203V204H100ZM110 203V202H109ZM119 203V202H118ZM208 203H209V201H208ZM207 203V204H208ZM47 204V203H46ZM55 204H56V202H55ZM68 204V203H67ZM66 204V205H67ZM82 204V203H81ZM124 204V203H123ZM141 205V202H139L138 203V205ZM152 204V203H151ZM150 204V205H151ZM165 204V203H164ZM177 204V203H176ZM207 204H205L207 207H208V205ZM231 204V203H230ZM43 205H44V202H43ZM49 205H52L51 203L50 204H48V206ZM71 205V204H70ZM106 205V204H105ZM108 205H112V202H111V204H108ZM117 205H119V204H117ZM121 205V204H120ZM139 205V206H140ZM145 205V206H144ZM143 205V207H146V204H144ZM149 205V206H150ZM48 206H46V207H48ZM53 206H54V204H53ZM52 206V208H54ZM59 206V205H58ZM82 206V205H81ZM81 206L78 208V209H80L81 208ZM95 206V205H94ZM102 207L104 206V205H101ZM131 206V205H130ZM142 206V205H141ZM141 206H140V208H141ZM147 206H148V204H147ZM157 206V205H156ZM165 206V205H164ZM189 206V205H188ZM211 206V205H210ZM56 207V206H55ZM61 207V206H60ZM78 207V206H77ZM83 207V206H82ZM84 207H86L87 208V205L86 206H84ZM88 207H89V204H88ZM97 207H99V208H101L100 206H98V203H97ZM96 207V208H97ZM105 207H107V211H109V209H108V207L109 206H104V208ZM135 207V206H134ZM134 207H132V209L134 208ZM136 207H137V203H136ZM142 207V208H143ZM52 208L50 207V209H51V211H52ZM95 208V207H94ZM94 208L93 209H91V207H90V210L89 211H91V210H93V212H94ZM95 208V210H97ZM164 208V207H163ZM179 208V207H178ZM209 208V207H208ZM47 209V208H46ZM85 209V208H84ZM88 209L89 208H87L86 209V211L85 212H88ZM106 209V208H105ZM110 209H111V207H110ZM131 208H129V210H130ZM144 209H146V208H144ZM205 209V208H204ZM58 210H60V209H58ZM66 211H67V209H65ZM114 210V209H113ZM136 210L137 209H135V210H133V211H135V213H136ZM141 210V209H140ZM147 210V209H146ZM150 210V209H149ZM154 209H153V207H152V211H153ZM164 210V209H163ZM55 211V210H54ZM54 211L53 212H51V215H52V213L54 214ZM66 211H64V212H66ZM80 211V210H79ZM98 212H99V214H100V210L98 209L97 210ZM116 211V210H115ZM143 211V210H142ZM151 210H150V212H148L147 211V215H148V213H151L152 212ZM156 210H154V212H155ZM172 211V210H171ZM221 211V210H220ZM47 212V211H46ZM45 212V213H46ZM59 212H61V210L59 211ZM59 212H58V214H59ZM63 212V213H64ZM83 212V211H82ZM84 212V213H85ZM106 211H104V213H105ZM138 212H139V210H138ZM163 212V211H162ZM200 212H204L203 210L202 211H200ZM216 212V211H215ZM108 213V212H107ZM109 213H110V211H109ZM133 213V212H132ZM146 213V212H145ZM158 213V212H157ZM161 213V212H160ZM214 213V212H213ZM62 214V213H61ZM65 214V213H64ZM68 214H70V213H68ZM71 214H72V212H71ZM70 214V215H71ZM83 214V213H82ZM93 214H95V213H93ZM102 214H103V210H102ZM120 214H122V213H120ZM131 214V213H130ZM141 214V213H140ZM139 214V215H140ZM195 214H197V213H195ZM214 214H216V213H214ZM222 214V213H221ZM87 214H85V216H86ZM96 215H97V213H96ZM101 215V214H100ZM99 215V216H100ZM133 215H134V213H133ZM136 215H137V213H136ZM151 216H152V213L150 214ZM182 215V214H181ZM204 215V217L203 218H205V214H203ZM217 215V214H216ZM50 216V215H49ZM57 216V215H56ZM55 216V217H56ZM66 216V215H65ZM71 216H73V214L71 215ZM83 216H84V214H83ZM83 216L82 217H80V218H83ZM102 216V218L103 219H105L104 217H103V215H101ZM122 216V215H121ZM129 216V215H128ZM131 216V215H130ZM129 216V217H130ZM144 216H146V215H144ZM159 216V215H158ZM174 216V215H173ZM212 216H214L213 214H212ZM227 216V215H226ZM233 216V215H232ZM59 217H61V216H59ZM70 217V216H69ZM97 217V216H96ZM95 217V218H96ZM137 216H134L133 218L136 220L137 218H136ZM139 218H140V216H138ZM200 217H202V215L200 216ZM200 217H198V218H200ZM58 218V217H57ZM61 218H63L64 219V216L63 217H61ZM66 218V217H65ZM67 218H68V216H67ZM78 218V217H77ZM87 218H86V220H87ZM95 218L94 219H92V220H95ZM101 218V219H102ZM117 218V217H116ZM60 219V218H59ZM70 219V218H69ZM73 218L71 217V220H72ZM84 219H85V217H84ZM84 219H82V220H84ZM100 219V218H99ZM115 219V218H114ZM127 219V218H126ZM147 219V218H146ZM168 219V218H167ZM166 219V220H167ZM197 219V218H196ZM201 219V218H200ZM214 219V218H213ZM217 219H218V217H217ZM217 219H215V220H217ZM56 220V219H55ZM81 220V219H80ZM120 220V219H119ZM137 220H139V219H137ZM143 220V219H142ZM148 220V219H147ZM159 220V219H158ZM184 220H186V219H184ZM205 220V219H204ZM207 220V219H206ZM219 220V219H218ZM221 220V219H220ZM219 220V221H220ZM58 221V220H57ZM60 221H61V219H60ZM66 221H67V219H66ZM73 221L74 220H72V223H73ZM85 221V220H84ZM100 222H101V220H99ZM104 220H102V222H103ZM112 221V220H111ZM150 221V220H149ZM154 221V220H153ZM173 221V220H172ZM198 221V220H197ZM63 222V221H62ZM65 222V221H64ZM68 222V221H67ZM84 224H83V223ZM96 222V221H95ZM106 222V221H105ZM118 223H120L119 221H117ZM147 222V221H146ZM167 222V221H166ZM169 222V221H168ZM186 222V221H185ZM58 223V222H57ZM61 223V222H60ZM70 223H71V221H70ZM72 223H71V225H72ZM78 223V222H77ZM76 223V224H77ZM111 223H113V222H111ZM118 223H116L117 225H120V224H118ZM163 223V222H162ZM184 223V222H183ZM66 224V223H65ZM87 224V223H86ZM90 224V223H89ZM105 224V223H104ZM115 224V223H114ZM199 224V223H198ZM226 224V223H225ZM88 225V224H87ZM113 225V224H112ZM117 225H115V226H117ZM142 225V224H141ZM167 225V224H166ZM180 225V226H179ZM178 226H179V229H180V227H181V223L179 224ZM186 225V224H185ZM194 225V224H193ZM203 225V224H202ZM67 226V227H66ZM89 226V228H90V225H88ZM137 226V225H136ZM183 226H184V224H183ZM182 226V227H183ZM200 226V225H199ZM64 227V226H63ZM75 227V226H74ZM104 227V230L106 229V227H105V225L103 226ZM133 227V226H132ZM146 227V226H145ZM163 227V226H162ZM176 227V226H175ZM191 227V226H190ZM215 227V226H214ZM213 227V228H214ZM101 228V227H100ZM126 228V227H125ZM177 228V227H176ZM175 228V229H176ZM220 228V227H219ZM98 229V228H97ZM110 229H111V227H110ZM122 229V228H121ZM174 229V230H175ZM108 230H109V228H108ZM112 230V229H111ZM140 230V229H139ZM174 230H172L173 232H175ZM190 230V229H189ZM194 230V229H193ZM195 230H196V228H195ZM200 230H201V228L199 229V232H200ZM219 230V229H218ZM222 230V229H221ZM103 231V230H102ZM110 231V230H109ZM120 231V230H119ZM147 231V230H146ZM197 231V230H196ZM195 231V233H197ZM208 231V230H207ZM231 231V230H230ZM229 231V232H230ZM101 232V231H100ZM104 232V231H103ZM112 232V231H111ZM181 232V231H180ZM183 232V231H182ZM186 233H187V231H185ZM192 232V231H191ZM198 232V233H199ZM202 232V231H201ZM201 232H200V234H201ZM211 232V231H210ZM214 232H215V229H214ZM213 232V233H214ZM115 233V232H114ZM113 233V234H114ZM121 233L122 232H120V235H121ZM135 233V232H134ZM162 233V232H161ZM161 233H159V234H161ZM167 233V232H166ZM171 233V232H170ZM169 233V234H170ZM185 233V235H186V237H183V238H181V239H184V238H189V237H187V234ZM194 233V232H193ZM103 234H105V233H103ZM110 234V233H109ZM117 234V233H116ZM116 234H114V235H116ZM144 234V233H143ZM180 234V233H179ZM183 233H181V235H182ZM207 234H209V233H207ZM223 234V233H222ZM222 234H221V236H222ZM88 235H90V234H88ZM145 235V234H144ZM143 235V236H144ZM168 235V234H167ZM188 235H190V233L188 234ZM214 235V234H213ZM105 236H107V235H105ZM122 236H123V234H122ZM121 236V238H124V237H122ZM153 236V235H152ZM183 236V235H182ZM203 236H204V232H203ZM210 236V235H209ZM208 236V237H209ZM215 236V235H214ZM214 236H213V238L212 239H214ZM227 236H229V234L227 235ZM97 237V236H96ZM119 237V236H118ZM126 237V236H125ZM138 237V236H137ZM160 237H162V235L160 236ZM170 237V235L168 236V238ZM181 237V236H180ZM197 237V236H196ZM207 237V239H209ZM215 237H217V238H219V236H217V234H216V236ZM105 238L106 237H104V240H105ZM113 238V237H112ZM120 238V241L122 240H124V239H121ZM163 239L164 238H166L165 236L164 237H162ZM162 238H160V239H162ZM175 238V237H174ZM174 238H172V239H174ZM191 238V237H190ZM198 239L200 238L199 237V235H198V237H197ZM202 238V237H201ZM204 238H205V236H204ZM221 238V237H220ZM101 239H102V237L99 239L100 241H101ZM111 239V238H110ZM109 239V240H110ZM114 239V238H113ZM112 239V240H113ZM159 239V240H160ZM171 239V240H172ZM177 240L179 239V240H181L179 237H177L176 238ZM197 239V240H198ZM223 239H225V236H224V238ZM222 239V240H223ZM227 239V238H226ZM159 240H157L158 242H159ZM165 240V239H164ZM185 240V239H184ZM183 240V241H184ZM196 240V239H195ZM194 240V241H195ZM222 240H221V242H222ZM167 241V240H166ZM176 241V240H175ZM182 240H181V242H183ZM204 241V240H203ZM226 241V240H225ZM70 242L72 243V246L71 247H69V245H70ZM103 242V241H102ZM111 242V241H110ZM157 242V243H158ZM170 242H172V241H170ZM189 242V241H188ZM206 242V240L204 241V243ZM211 242H213L212 240L209 242V243H207V244H210ZM218 242V241H217ZM220 242V241H219ZM218 242V243H219ZM231 242H232V240H231ZM230 242V243H231ZM56 243H58V247H56ZM108 243V242H107ZM106 243V244H107ZM112 243V242H111ZM114 243V242H113ZM116 243V242H115ZM137 243V242H136ZM164 243H166V244H164ZM164 243H162V244H164L163 246H160L161 248H159L160 249V251L157 253V251L156 252H154V253H156L157 255H159V257H162L163 259H165V260H169L170 258H172L173 259V261H174V258L177 260V261H179L180 260V258H184L185 259V261H186V263H187V261H189V260H191V258H193L195 255V253L193 252L194 250L192 249H188V251L189 252H186V253H188V254H186V253H184V251L183 250H186V249H183V247L184 248H186L185 246H183V244L182 243H175V242H173V244L172 243H167V242H164ZM185 243V242H184ZM187 243V242H186ZM190 243V242H189ZM195 243H196V241H195ZM204 243L202 244V245H204ZM224 243V242H223ZM222 243V246H224V244ZM98 244H100L101 246H104L102 249H101V246H100V248L98 247ZM103 244V243H102ZM133 244V243H132ZM197 244H198V242H197ZM213 243H211V246H213L212 245ZM221 244V243H220ZM220 244L218 245V247H220ZM111 245V244H110ZM110 245H106L107 247H108V249L110 248V247H112V246H110ZM158 246H159V244H157ZM190 245H191V243H190ZM199 246L198 247H200L201 245L200 244H198ZM64 246H65V250H62V248H64ZM110 246V247H109ZM124 246V245H123ZM135 246V245H134ZM151 246V245H150ZM157 246V247H158ZM216 246V245H215ZM227 246V245H226ZM107 247H105V248H107ZM155 247V246H154ZM206 247V246H205ZM58 248V249H57ZM105 248L103 249L104 251H105ZM121 248H123V247H121ZM129 248V247H128ZM192 248V247H191ZM195 248H197L196 246H195ZM194 248V249H195ZM223 248V247H222ZM227 248V247H226ZM229 248V247H228ZM53 249V248H52ZM108 249H106V250H108ZM150 249V248H149ZM153 250H155L154 248H152ZM201 249V248H200ZM199 249V250H200ZM204 249V248H203ZM202 249V250H203ZM207 249H209V248H207ZM215 249V248H214ZM217 249V248H216ZM55 250V249H54ZM53 250V251H54ZM191 250V251H190ZM211 250V249H210ZM223 250H225V248L223 249ZM111 251H113V250H109V252H111ZM151 252H152V250H150ZM237 251V250H236ZM48 252H49V249H48ZM151 252H149V253H151ZM202 252H204V251H202ZM212 252H214V251H209V254H211ZM226 252V251H225ZM238 252V251H237ZM147 253V252H146ZM182 253L183 254H186V256H182V257H180L181 255H182ZM206 253V252H205ZM217 253V252H216ZM226 253H228V252H226ZM230 253H232V251L230 252ZM229 253V255L227 256V263H228V261L232 258V256H233V254H230ZM236 253V252H235ZM43 254V255H44ZM114 255L116 254V252L115 253H113ZM117 254H118V252H117ZM119 254H121V253H119ZM118 254V255H119ZM123 254V253H122ZM142 254V253H141ZM148 254V253H147ZM156 254H155V256H156ZM202 254V253H201ZM218 254V253H217ZM154 255V254H153ZM152 255V256H153ZM198 255V254H197ZM212 255V254H211ZM214 255H215V253H214ZM213 255V256H214ZM40 256H42V254L40 255ZM107 256V255H106ZM110 257H111V255H109ZM108 256V257H109ZM124 256H125V254H124ZM122 257L121 256V258H117V256L115 255L114 256V258H115V260H113V263H114V261H115V264H129V259L127 258V257ZM128 256V255H127ZM208 256V255H207ZM222 256V255H221ZM32 257V258H31ZM39 257V256H38ZM146 257V256H145ZM178 257H180L179 258V260L177 259ZM220 257V256H219ZM223 257V256H222ZM226 257V256H225ZM42 258V257H41ZM44 258V257H43ZM43 258L41 259V261L43 262ZM50 258V257H49ZM112 258V257H111ZM110 258V259H111ZM147 258H148V256H147ZM146 258V259H147ZM151 258H153V257H151ZM158 258V257H157ZM197 258L198 259H196V262L198 261H201L203 258H205L204 257V254L203 255H200V252H199V255L197 256ZM217 258V256L215 257L214 256V259H212V260H215ZM46 259V258H45ZM109 259V260H110ZM134 259V258H133ZM209 259H210V256H209ZM220 259V258H219ZM239 259V258H238ZM37 260H39L38 258H37ZM48 260H50V259H47V263L49 262ZM112 260V259H111ZM129 260V261H128ZM151 260V259H150ZM153 260H154V258H153ZM175 260V261H176ZM193 260H194V258H193ZM208 260V259H207ZM211 260V259H210ZM212 260H211V262H212ZM218 260V259H217ZM225 260V259H224ZM148 261V260H147ZM155 261V260H154ZM163 261V260H162ZM177 261L175 262V263H177ZM181 261V260H180ZM192 261V260H191ZM202 261H204V260H202ZM202 261H201V263H202ZM231 261V260H230ZM36 262V261H35ZM34 262V263H35ZM39 262V261H38ZM42 262H40L41 264H42ZM138 262H139V260H138ZM144 262H145V260H144ZM143 262V263H144ZM151 262V261H150ZM171 261H169V263H170ZM182 262V261H181ZM222 262V263H221ZM223 262L224 261H221L220 260V262H217L216 264H223ZM39 263V264H40ZM109 263H110V261H109ZM108 263V264H109ZM154 263V262H153ZM172 263V262H171ZM204 263V262H203ZM213 263V262H212ZM232 263V262H231ZM237 263V262H236ZM27 264V263H26ZM30 264H32V263H30ZM35 264H38V263H35ZM44 264V263H43ZM131 264V263H130ZM148 264V263H147ZM150 264V263H149ZM155 264H165V262H161L160 261V259L159 260H157V261H155ZM168 264V263H167ZM182 264H184V263H182ZM188 264H190V263H188ZM192 264V263H191ZM194 264H195V261H194ZM198 264V263H197ZM207 264V263H206Z\"/></svg>", "mask_w": 264, "mask_h": 264}, {"label": "crops", "instance_id": "crops-1", "mask_svg": "<svg viewBox=\"0 0 264 264\" xmlns=\"http://www.w3.org/2000/svg\"><path fill=\"white\" fill-rule=\"evenodd\" d=\"M198 1L187 0V3L192 8ZM201 1L210 13L212 29L218 40L226 41L243 33L264 31V0Z\"/></svg>", "mask_w": 264, "mask_h": 264}]
</instances>
